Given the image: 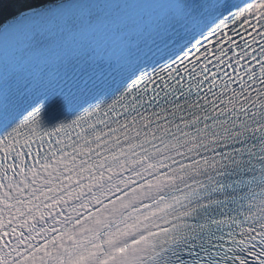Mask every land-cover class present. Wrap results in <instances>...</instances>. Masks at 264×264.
Returning a JSON list of instances; mask_svg holds the SVG:
<instances>
[{"label": "snow or ice", "instance_id": "6c2138e0", "mask_svg": "<svg viewBox=\"0 0 264 264\" xmlns=\"http://www.w3.org/2000/svg\"><path fill=\"white\" fill-rule=\"evenodd\" d=\"M0 264H264V0H2Z\"/></svg>", "mask_w": 264, "mask_h": 264}, {"label": "trees", "instance_id": "16d2710c", "mask_svg": "<svg viewBox=\"0 0 264 264\" xmlns=\"http://www.w3.org/2000/svg\"><path fill=\"white\" fill-rule=\"evenodd\" d=\"M0 2H2V0H0Z\"/></svg>", "mask_w": 264, "mask_h": 264}]
</instances>
